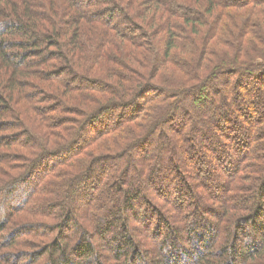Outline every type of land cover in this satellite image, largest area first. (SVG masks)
I'll use <instances>...</instances> for the list:
<instances>
[{"label":"trees","instance_id":"16d2710c","mask_svg":"<svg viewBox=\"0 0 264 264\" xmlns=\"http://www.w3.org/2000/svg\"><path fill=\"white\" fill-rule=\"evenodd\" d=\"M0 264H264V0H0Z\"/></svg>","mask_w":264,"mask_h":264},{"label":"rangeland","instance_id":"374dc122","mask_svg":"<svg viewBox=\"0 0 264 264\" xmlns=\"http://www.w3.org/2000/svg\"><path fill=\"white\" fill-rule=\"evenodd\" d=\"M118 112H119V111H117V110L115 111V109H112V110H111V115L113 114V115L116 116V115H118ZM83 136L86 137V138H87V137H88V138H91L93 135H90V133L87 135V131H85V132L83 133ZM208 157H209V156H206V157H205V155H204V157L202 158V162H203V163L208 162V161H209ZM210 159H211V157H210ZM75 198H76V197H75ZM75 198H74V200H75ZM148 198H149V200H150V197H148ZM75 201H76V205L78 204V206H83V205H84L83 201H82L80 198H77ZM142 208H144V204H143V205L141 204V210H142ZM138 209H139V208H138Z\"/></svg>","mask_w":264,"mask_h":264}]
</instances>
